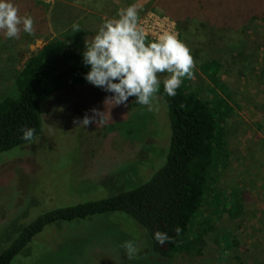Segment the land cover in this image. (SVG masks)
Masks as SVG:
<instances>
[{
    "label": "rangeland",
    "instance_id": "rangeland-1",
    "mask_svg": "<svg viewBox=\"0 0 264 264\" xmlns=\"http://www.w3.org/2000/svg\"><path fill=\"white\" fill-rule=\"evenodd\" d=\"M234 1L207 0L185 17V1L170 5L176 21L160 0H15L21 16L33 17L34 34L21 31L19 39L0 34L1 100L13 88L17 70L53 38L84 51L103 22L131 4L139 25L148 21L146 33L157 31L164 17L174 21L175 34L194 61L191 78L182 82L214 109L218 139L204 205L191 222L190 237L199 241L171 264H264V0H254L245 13L244 0L236 2L240 12L229 11ZM238 12L244 14L240 23ZM74 23L80 31L73 30ZM157 75L163 83L168 73ZM79 91L75 102L49 104L34 141L0 154V253L33 216L68 202L108 197L146 180L165 162L171 122L159 94L149 111L134 97L113 105L111 93ZM64 105L78 113L79 122L93 116L92 109L104 112L103 119L95 117L98 122L85 127L70 126L68 119L66 128L55 119L66 115ZM143 235L122 213L59 221L46 226L12 264H160L157 256L139 254ZM126 240L140 249L135 259L121 247Z\"/></svg>",
    "mask_w": 264,
    "mask_h": 264
},
{
    "label": "trees",
    "instance_id": "trees-1",
    "mask_svg": "<svg viewBox=\"0 0 264 264\" xmlns=\"http://www.w3.org/2000/svg\"><path fill=\"white\" fill-rule=\"evenodd\" d=\"M160 1L162 10L176 21L179 17L167 9L170 5L185 1L182 11L185 17L195 15L196 8L208 3L207 0ZM210 2L215 5L212 0ZM236 2L229 4V11L240 12ZM243 3L245 13L254 0H244ZM239 12L236 18L238 23L244 19V14ZM83 52L74 48L67 39L56 37L17 70L11 86L13 88L0 100V154L31 142L21 139V129L25 126L35 128L36 137L42 133L43 115L47 114L51 102L61 104L63 99L75 102L82 89L90 90L87 93L89 96L103 91L84 79L89 67L83 63ZM2 57L0 53V59ZM158 94L169 110L171 122V139L164 164L146 180L133 181V186L122 188L108 197L72 205L68 202L33 216L24 224L12 244L0 253V264H12L14 258L48 225L59 221H84L112 213H122L132 218L144 231L143 239L139 240L142 241L139 254L157 256L162 260L158 262L160 264H171L176 254L199 241V238L194 240L190 237L191 222L202 209L206 198L209 171L218 139V120L207 101L188 91L184 82L176 90L175 96H168L164 92L163 83ZM54 95L57 96L52 97ZM64 115L63 119L55 117L58 123L66 127L65 121L70 119V126L79 125L78 113L65 105ZM72 120L75 122L72 123ZM177 227L182 229L179 234L175 231ZM156 231L167 232L171 237L170 242L163 246L158 244L153 238ZM205 233L206 229L201 235Z\"/></svg>",
    "mask_w": 264,
    "mask_h": 264
},
{
    "label": "clouds",
    "instance_id": "clouds-1",
    "mask_svg": "<svg viewBox=\"0 0 264 264\" xmlns=\"http://www.w3.org/2000/svg\"><path fill=\"white\" fill-rule=\"evenodd\" d=\"M80 31L78 23L72 25ZM34 34V19L21 16L15 0H0V34L7 39H19L20 32ZM82 53L83 63L89 67L84 79L91 85L112 95L108 98L113 105H125L129 97L149 111L154 110V101L160 91L161 80L158 73H168L163 80L164 92L175 96L183 78L192 76L194 61L190 49L172 32L165 31L153 41H148L145 30L139 25L136 4L119 10L116 18L105 20L91 43L86 40ZM107 100V101H108ZM93 116H84L79 122L83 127L103 119L104 112L92 109ZM95 117L100 119L97 121ZM21 139L34 141L36 129H21ZM176 233L182 229L177 227ZM155 241L161 246L170 242L167 232L156 231ZM121 247L128 259H135L140 251L134 240H126Z\"/></svg>",
    "mask_w": 264,
    "mask_h": 264
},
{
    "label": "built area",
    "instance_id": "built-area-1",
    "mask_svg": "<svg viewBox=\"0 0 264 264\" xmlns=\"http://www.w3.org/2000/svg\"><path fill=\"white\" fill-rule=\"evenodd\" d=\"M174 25L175 23L173 20H171L169 17H164V19H161L160 22L157 23V31L153 30V31H150V33L145 32L146 37L156 39L159 34L165 31L175 33L173 29ZM142 27L143 29H147L149 27L148 21L143 22Z\"/></svg>",
    "mask_w": 264,
    "mask_h": 264
}]
</instances>
